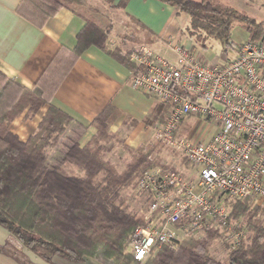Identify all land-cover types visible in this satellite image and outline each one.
Segmentation results:
<instances>
[{"label": "trees", "instance_id": "obj_1", "mask_svg": "<svg viewBox=\"0 0 264 264\" xmlns=\"http://www.w3.org/2000/svg\"><path fill=\"white\" fill-rule=\"evenodd\" d=\"M102 1L109 8H121L113 5L114 0ZM158 1L188 17L180 34L204 49L209 39L224 48L231 46L236 22L245 28L249 40L264 33V21L211 0ZM62 8L83 21L74 48L56 55L31 88L0 72V227L47 264L54 256L70 262L91 258L101 264H139L125 250L132 232L147 221L142 213L131 210L123 193L134 191L146 171L161 167L158 143L130 149L109 131L113 118L106 112L91 122L95 133L80 146L78 140L86 127L50 104L86 49L96 47L135 72L129 61L131 50L109 48L111 21L107 16L98 20L95 15L100 10L86 0H21L18 14L42 27ZM126 17L129 40L154 41L147 28ZM45 105L47 110L35 131L25 142L19 141L10 131V123L24 111V118L31 119ZM104 144H114L129 154L121 171L105 159ZM233 217L245 219L249 236L231 246L224 260L210 254L218 233L206 228L198 239L190 236L184 243L161 246L145 264H264V207H234Z\"/></svg>", "mask_w": 264, "mask_h": 264}, {"label": "built area", "instance_id": "obj_2", "mask_svg": "<svg viewBox=\"0 0 264 264\" xmlns=\"http://www.w3.org/2000/svg\"><path fill=\"white\" fill-rule=\"evenodd\" d=\"M161 44L163 50L140 44L130 53L131 86L167 107L164 119L152 124V137L183 156L187 174L155 167L139 180L136 193L151 198L146 226L128 243L139 264L161 246L204 231L211 220L228 227L227 202L264 206V33L214 64L194 45ZM189 119L211 129L207 141L179 134ZM244 235L238 227L233 245Z\"/></svg>", "mask_w": 264, "mask_h": 264}, {"label": "crops", "instance_id": "obj_3", "mask_svg": "<svg viewBox=\"0 0 264 264\" xmlns=\"http://www.w3.org/2000/svg\"><path fill=\"white\" fill-rule=\"evenodd\" d=\"M262 1L264 3V0ZM20 2L21 0H0V72L31 88L56 55L74 48L83 21L62 8L42 27H37L18 14ZM113 5L121 8H110L109 11L118 12L124 18H127V15L134 18L153 34L155 39L148 44L156 49L163 50L161 42L188 45L193 43L180 34L186 26L185 21L181 19L183 14H178L175 8L167 4L158 0H114ZM233 8L238 10L239 7L235 5ZM243 8L247 9L248 6L245 4ZM259 11L254 12V19L260 22L263 20L257 19ZM111 46H114L112 41ZM121 50L124 52L128 49ZM132 73L96 47L86 49L72 65L50 104L86 127L78 140L80 146L87 144L95 133L91 122L106 112L113 118L109 131L130 149L158 143L154 141L150 128L153 123L164 119L167 107L133 89ZM46 110L47 105L40 107L31 119L24 118V111L10 123V131L19 141L25 142L35 131ZM193 120L195 125L199 126L195 133L186 128ZM185 128L189 133L186 136L196 141H207L212 133L211 129L201 132L205 127L195 119L185 121L179 129V134L183 129L185 132ZM158 155L161 157V151ZM177 166L176 169L186 173V169L179 167V163ZM0 264L47 263L24 248L10 233L0 227ZM51 264L101 263L91 258L70 262L54 256Z\"/></svg>", "mask_w": 264, "mask_h": 264}, {"label": "rangeland", "instance_id": "obj_4", "mask_svg": "<svg viewBox=\"0 0 264 264\" xmlns=\"http://www.w3.org/2000/svg\"><path fill=\"white\" fill-rule=\"evenodd\" d=\"M86 1L100 10V14L95 15V17H97L98 20L101 18V16H107L111 21L112 32L108 39L109 48L117 46L119 48H124V49L127 48L128 50H131V52H133L140 44H148L144 42L142 43L134 42L133 38L132 40H129L128 36L131 31L128 30L124 26V24L128 22L127 18H124L122 14L115 12L113 10L109 11L110 8L104 1L102 0H86ZM211 1L214 5H217L220 7L226 5V6H230L233 8L236 5L237 8L239 7L238 10L235 8L233 9L238 11L240 14L245 15L252 19L256 18V16L254 15V12L260 10L259 15L261 16L258 15L257 19L264 21V3L262 0H237V1H231V2L228 0H211ZM245 4L248 6L247 9L243 8V5ZM181 19L185 21L187 25L188 17L183 14L181 16ZM248 40H249V35L246 32L245 28L240 23L236 22L233 25V28L231 31L230 41L232 45L228 46V48H224L221 44L211 39H209L206 42L205 49L194 43H192V45H194V51L196 52V54H199L205 62H207L208 64H214V63L219 62L221 58L232 57L234 55L232 52V49L235 46L241 45ZM111 41L114 46H111ZM119 45H121V47ZM224 50H227V51L225 52ZM195 124L196 123L193 120L189 122V124L186 125V128L188 130L192 129L190 131H194L195 133L199 129V126H196ZM186 128H185V132L183 131L184 129L180 131L181 136H184V135L186 136L189 134ZM207 129L208 127H205L203 128L201 132L204 133ZM203 133H201V135ZM157 147H158V150L161 151L162 153L160 158H161V167L163 169L179 171L178 169L175 168V167H178L177 166L178 163H179V167L181 166L183 169H186L185 159L180 153L173 151L165 144L158 143ZM104 156L106 160L110 161L112 164L115 165L117 171H121L130 160L129 154L114 144H104ZM123 196L126 198L127 204L130 206L131 210L140 212L145 217L147 216L149 204L151 201V198L147 194L143 192L136 193V191L134 190V191L124 192ZM246 206L250 210L253 209L254 207H259L260 209L264 207L262 205L260 206L253 205L252 202H238V201L227 202L225 204V210L228 215L227 222L229 226L220 228V226H218V224L214 220L210 221L208 228H211V230H215L218 233V237H216L213 240L212 244L209 247L210 254L212 255L213 258L220 260V261L226 258V256L232 249L231 246H234L233 245V237H234L233 234L237 230L238 227L243 228V230H245V235L242 241H245L247 237L249 236V232L245 224V219L244 218L235 219L233 217L234 207H237L238 209L241 210L243 207H246ZM203 234L204 233L202 231L196 234L182 237L180 241L176 242L175 244L184 243L187 240V238H189L190 236L198 239L202 237ZM157 251L158 250H156L143 264L148 262L156 254ZM125 252L130 253L129 246H127Z\"/></svg>", "mask_w": 264, "mask_h": 264}]
</instances>
